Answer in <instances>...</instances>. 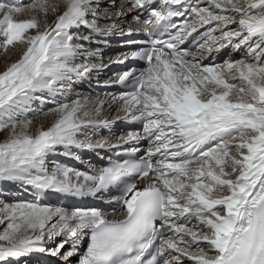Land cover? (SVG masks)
<instances>
[{
    "label": "snow or ice",
    "instance_id": "obj_1",
    "mask_svg": "<svg viewBox=\"0 0 264 264\" xmlns=\"http://www.w3.org/2000/svg\"><path fill=\"white\" fill-rule=\"evenodd\" d=\"M117 32L145 38L105 59ZM0 53V181L34 191L0 201V264H264V0H0Z\"/></svg>",
    "mask_w": 264,
    "mask_h": 264
},
{
    "label": "bare ground",
    "instance_id": "obj_2",
    "mask_svg": "<svg viewBox=\"0 0 264 264\" xmlns=\"http://www.w3.org/2000/svg\"><path fill=\"white\" fill-rule=\"evenodd\" d=\"M115 1H117V0H115ZM12 2L27 4V3L31 2V0H12ZM120 5H117L116 7L119 8ZM121 26L123 27V22L122 21H121ZM16 58H17V53L16 52L10 51L7 54L8 62H11L12 60H15ZM5 59H6L5 54L0 53V71H3V69L5 67ZM76 92H79V91H76ZM85 94H88V93H85ZM93 96H96V95H93ZM101 96H102L101 98H107L106 95H101ZM34 107L42 108L43 111L46 112V111H48V109H50L52 107H55V104L49 102V103H46L44 105H39V102H37V104L34 105ZM105 112H106V115L114 116V114H115V106H113L112 109H108L107 106H106ZM29 118H33L32 114H29ZM40 120H42L45 123V126L50 125L51 122H52V118L51 117L45 118V117L41 116L40 117ZM36 122L38 123L39 121H36ZM5 135H6V133L0 132V140H3L5 138ZM59 157L60 156H53V157H50V159L51 160H56L57 162H60L58 160ZM71 160L72 159H70V158L65 159V161H67L69 163L71 162ZM2 184L3 185L0 188H2V189H6L7 188L6 190H9V192H7L4 195H0V196L3 197L2 200H0V201L7 202V203L16 202V200H13L14 198L11 199V195H13L14 193H17L18 195H22L23 194V197L25 199H27V200H32L34 198V191L32 189H30V188L27 189L29 191L28 193H20L18 191V188L20 186L18 184H14L12 182H4V183L2 182ZM46 200H48V197L47 196H46V198L43 199V202L45 203ZM49 204L54 205L52 203H49ZM2 228H3V225H0V229H2ZM189 264H190V262H189Z\"/></svg>",
    "mask_w": 264,
    "mask_h": 264
},
{
    "label": "rangeland",
    "instance_id": "obj_3",
    "mask_svg": "<svg viewBox=\"0 0 264 264\" xmlns=\"http://www.w3.org/2000/svg\"><path fill=\"white\" fill-rule=\"evenodd\" d=\"M1 183L3 182V181H0ZM0 183V187H1V184ZM4 183V182H3ZM0 189H2V188H0ZM28 193V192H27ZM2 196H0V200H2ZM14 198V199H13ZM16 198V199H15ZM11 199H13V200H16V201H19V200H27V199H25L24 197H23V194L22 195H18L17 193H14L13 195H11Z\"/></svg>",
    "mask_w": 264,
    "mask_h": 264
}]
</instances>
